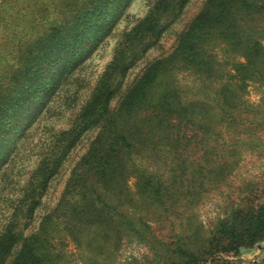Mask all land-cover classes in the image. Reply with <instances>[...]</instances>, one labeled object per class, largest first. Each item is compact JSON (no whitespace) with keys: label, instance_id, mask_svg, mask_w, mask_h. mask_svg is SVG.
I'll return each instance as SVG.
<instances>
[{"label":"trees","instance_id":"trees-1","mask_svg":"<svg viewBox=\"0 0 264 264\" xmlns=\"http://www.w3.org/2000/svg\"><path fill=\"white\" fill-rule=\"evenodd\" d=\"M4 1L0 0V6ZM131 1L58 0L62 9L50 21L52 25L25 43L18 35V24H13L10 33L18 55L0 76V163L61 81L111 34ZM188 1L157 0L147 16L123 35L76 124L57 135L54 151L27 184L26 217L33 214L48 179L58 172L80 137L96 125L99 133L54 212V225L63 224L69 234L77 226L112 219L117 203L131 201L132 179L137 194L165 205L169 194L184 193L189 198L224 175L229 149L219 142L213 125L224 117L230 121L226 118L232 113L229 106L237 102L228 81L235 77L238 86L245 87L249 80L264 79V21L260 19L264 0H207L181 33L175 50L152 62L122 94L118 106L111 108L128 71L156 44ZM35 14L41 22L46 19L42 9ZM234 55L243 61H235ZM229 65H234L235 74L229 72ZM180 71L197 78L192 98L180 84ZM215 108L224 113L223 118L212 115ZM262 241L264 200L233 209L210 236L187 247L179 243L173 248L171 264L208 260L243 264L220 254L237 256L241 248ZM43 242L39 233L26 235L23 228L10 227L0 235V264L7 263L18 244L21 251L12 264H45L40 255Z\"/></svg>","mask_w":264,"mask_h":264},{"label":"rangeland","instance_id":"rangeland-1","mask_svg":"<svg viewBox=\"0 0 264 264\" xmlns=\"http://www.w3.org/2000/svg\"><path fill=\"white\" fill-rule=\"evenodd\" d=\"M156 1L132 0L128 4L111 34L61 81L41 113L24 129L9 156L0 163V235L14 226L23 228L26 235L39 233L48 243L46 248L43 242L44 248L40 250L45 264H171L175 257L173 248L179 243L187 247L197 239L210 236L219 221L233 209L247 208L264 200V79L249 80L245 87H240L233 77L227 83L237 102L229 106L232 113L226 118L230 121L223 118L224 113L219 108L211 111L212 115L223 118L213 126L219 142L229 149L225 161L228 169L223 170L224 175L217 181L206 184L189 198L184 193L169 194L167 203L162 205L137 194L132 179L129 183L131 201L117 203L112 219L106 223L77 226L75 232L69 234L63 224L54 225V212L64 198L74 170L99 133L100 127L96 125L80 137L58 172L48 179L33 214L26 217L25 192L34 171L54 151L57 135L76 124L82 108L114 58L123 35L147 16ZM206 1L186 3L156 44L128 71L111 101V108L118 106L122 94L152 62L175 50L181 33ZM58 5V0L3 2L0 6V76L17 59L16 40L10 33L13 24H18V35L25 43L31 35L52 25L50 21L62 9ZM39 9L46 18L42 22L41 17L34 16ZM260 19L264 21V17ZM38 21L40 24L36 26ZM234 60L243 61V58L234 55ZM233 66L228 67L231 74L236 73ZM178 78L192 98L197 78L188 71H180ZM21 247V244L14 247L6 264L16 260ZM220 256L243 264H264V241L254 247L241 248L240 255L221 253ZM199 264H212V261Z\"/></svg>","mask_w":264,"mask_h":264}]
</instances>
